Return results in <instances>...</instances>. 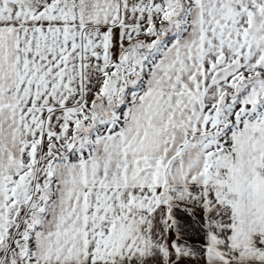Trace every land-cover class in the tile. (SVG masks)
Masks as SVG:
<instances>
[{"label":"snow or ice","instance_id":"snow-or-ice-1","mask_svg":"<svg viewBox=\"0 0 264 264\" xmlns=\"http://www.w3.org/2000/svg\"><path fill=\"white\" fill-rule=\"evenodd\" d=\"M0 264H264V0H0Z\"/></svg>","mask_w":264,"mask_h":264}]
</instances>
